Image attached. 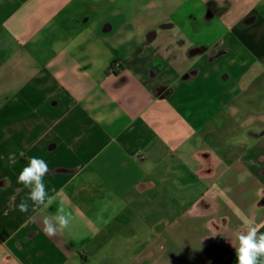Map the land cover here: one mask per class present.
Segmentation results:
<instances>
[{"label":"crops","instance_id":"0c3cea01","mask_svg":"<svg viewBox=\"0 0 264 264\" xmlns=\"http://www.w3.org/2000/svg\"><path fill=\"white\" fill-rule=\"evenodd\" d=\"M31 157L47 208L17 182ZM246 219L264 222V0H0V264H237Z\"/></svg>","mask_w":264,"mask_h":264},{"label":"clouds","instance_id":"9594fccd","mask_svg":"<svg viewBox=\"0 0 264 264\" xmlns=\"http://www.w3.org/2000/svg\"><path fill=\"white\" fill-rule=\"evenodd\" d=\"M48 171V165L42 158L31 157L18 175L17 182L30 189L28 199L34 206L43 205L47 208L53 202L54 198L48 195L43 179ZM18 207L22 212H26L27 201H22ZM73 219L72 212L66 210L61 201L53 217H44L43 230L46 235L55 236L58 231L68 229ZM262 227L264 222L257 224L246 219L243 221V227L234 232L233 239L230 240L236 250L237 264H261V257H264V232H260ZM236 241L239 242L238 246Z\"/></svg>","mask_w":264,"mask_h":264},{"label":"rangeland","instance_id":"374dc122","mask_svg":"<svg viewBox=\"0 0 264 264\" xmlns=\"http://www.w3.org/2000/svg\"><path fill=\"white\" fill-rule=\"evenodd\" d=\"M113 228V231H112V234L114 235V234H116L117 232H119V227H117L116 225L115 226H113L112 227ZM133 230H134V228H133V226H132V224L131 225H129V226H127L126 228H125V231H124V233L125 234H123L124 236H129V235H133ZM133 237V236H132ZM136 239H133L132 238V243L135 241ZM133 246V245H132ZM134 251H139V250H134V248H132V252H134ZM140 252V251H139Z\"/></svg>","mask_w":264,"mask_h":264},{"label":"built area","instance_id":"2783aa9c","mask_svg":"<svg viewBox=\"0 0 264 264\" xmlns=\"http://www.w3.org/2000/svg\"><path fill=\"white\" fill-rule=\"evenodd\" d=\"M113 67H114V69L120 68L121 67V62L120 61L115 62Z\"/></svg>","mask_w":264,"mask_h":264}]
</instances>
